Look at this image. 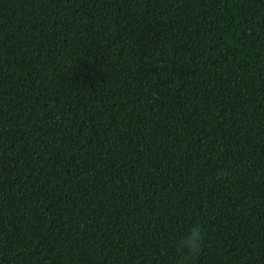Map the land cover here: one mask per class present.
<instances>
[{
  "label": "trees",
  "instance_id": "trees-1",
  "mask_svg": "<svg viewBox=\"0 0 264 264\" xmlns=\"http://www.w3.org/2000/svg\"><path fill=\"white\" fill-rule=\"evenodd\" d=\"M194 221L264 264V0H0V264H176Z\"/></svg>",
  "mask_w": 264,
  "mask_h": 264
},
{
  "label": "clouds",
  "instance_id": "clouds-1",
  "mask_svg": "<svg viewBox=\"0 0 264 264\" xmlns=\"http://www.w3.org/2000/svg\"><path fill=\"white\" fill-rule=\"evenodd\" d=\"M229 170L220 168L216 172L217 181H226ZM206 231L198 221H194L183 234L175 237L173 244L177 253L176 264H194L203 251Z\"/></svg>",
  "mask_w": 264,
  "mask_h": 264
}]
</instances>
